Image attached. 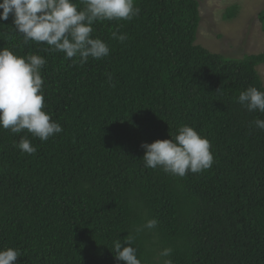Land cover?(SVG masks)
<instances>
[{"label":"trees","instance_id":"obj_1","mask_svg":"<svg viewBox=\"0 0 264 264\" xmlns=\"http://www.w3.org/2000/svg\"><path fill=\"white\" fill-rule=\"evenodd\" d=\"M136 6L132 21L94 23L110 55L82 66L0 20V49L46 59L43 110L63 128L47 141L0 128V249L19 250L18 264H126L111 248L130 237L142 264H264V131L253 123L264 115L238 103L249 87L264 92V52L227 58L198 44L199 0ZM258 19L264 30V9ZM182 125L210 141L211 168L181 178L145 167L141 145ZM22 137L34 154L15 146ZM150 219L156 228L136 231Z\"/></svg>","mask_w":264,"mask_h":264},{"label":"clouds","instance_id":"obj_2","mask_svg":"<svg viewBox=\"0 0 264 264\" xmlns=\"http://www.w3.org/2000/svg\"><path fill=\"white\" fill-rule=\"evenodd\" d=\"M82 5V7H79ZM0 20L13 17L15 30L23 35V43L30 41L45 44V49L62 52L72 60L73 65L81 66L89 58L101 60L110 55V48L99 37L93 38V25L97 21H132L140 13L136 0H2L0 2ZM112 33V39L123 43L126 34ZM46 59L35 54L22 57L8 48L0 49V128L12 133L27 130L33 137L47 141L50 137L63 132L62 126L53 121L44 111V80L41 69ZM112 76L108 74L111 83ZM114 87V85H112ZM238 103L248 112L264 115V92L256 87L242 91ZM255 127L264 131V119L257 118ZM170 140H156L143 143L144 166L151 169L161 168L175 177H185L189 172L202 173L211 168L214 156L210 141L201 136L194 127L182 125L178 134ZM29 155L36 152V147L26 137L15 145ZM156 219L147 220L136 231L154 229ZM124 243L129 246L124 247ZM111 250L115 259L126 264H142L132 246L130 237L123 243L113 241ZM172 250L165 248L160 256L168 257ZM22 253L15 248L0 249V264H18ZM164 264H171L165 260Z\"/></svg>","mask_w":264,"mask_h":264},{"label":"rangeland","instance_id":"obj_3","mask_svg":"<svg viewBox=\"0 0 264 264\" xmlns=\"http://www.w3.org/2000/svg\"><path fill=\"white\" fill-rule=\"evenodd\" d=\"M201 21L197 43L227 58H242L264 52V30L258 14L264 0H199ZM231 5L239 9L231 18L224 15ZM258 70L264 82V64Z\"/></svg>","mask_w":264,"mask_h":264}]
</instances>
